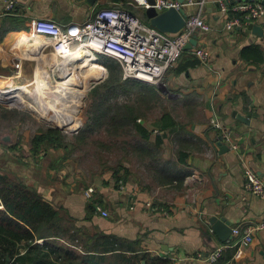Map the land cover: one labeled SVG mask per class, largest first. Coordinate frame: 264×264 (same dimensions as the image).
Listing matches in <instances>:
<instances>
[{
    "label": "crops",
    "instance_id": "obj_1",
    "mask_svg": "<svg viewBox=\"0 0 264 264\" xmlns=\"http://www.w3.org/2000/svg\"><path fill=\"white\" fill-rule=\"evenodd\" d=\"M8 1L0 0V72H14L19 57H23L16 48L7 47L13 33L31 35L40 18L62 26L83 23L93 19L100 8L122 5L123 0H15L12 14L3 15ZM219 1L205 0L198 9L212 30L194 32L197 45L211 50L210 63L194 53L196 45L183 51L163 83L131 79L126 84L124 94H129L130 87L144 88L149 102L159 105L154 119L139 107L136 123L147 133L136 131L138 141L131 144L153 171L154 181L141 185L126 172L124 190L117 189L115 183L111 188H98L94 199L110 212L105 217L88 208L93 201L74 181H62L52 167L57 158L52 165L37 164L31 170L30 158H20L16 150L13 153L20 161L9 162L11 176L36 188L63 216L80 220L89 233L116 234L128 246L172 259L174 264H264V230L255 233L250 246H228L215 262L198 257L234 240L222 241L209 230L214 216L226 219L232 227L255 225L264 219V198L245 188L244 177L245 167L250 166L264 180V19L253 23L260 25L261 35L248 32L251 23L246 21L242 28L227 31L228 20L241 13L230 10L227 17ZM40 51L48 62L55 60L50 47ZM23 61L25 68L27 58ZM37 68L35 61L33 74ZM112 97L108 100L112 104L110 116L117 114L116 106L123 107L121 112L128 115V105L115 104ZM133 107L138 110L137 105ZM214 117L231 131L238 150L212 126ZM0 172L4 173L1 168Z\"/></svg>",
    "mask_w": 264,
    "mask_h": 264
},
{
    "label": "rangeland",
    "instance_id": "obj_2",
    "mask_svg": "<svg viewBox=\"0 0 264 264\" xmlns=\"http://www.w3.org/2000/svg\"><path fill=\"white\" fill-rule=\"evenodd\" d=\"M132 7L135 8L134 6ZM137 10V15L142 17L145 9L141 8L140 10L138 8ZM9 42L6 43L8 48ZM28 46H24L29 48L24 52L18 51V49L21 48L19 47L17 53L27 52L30 57L32 55H35V57L30 59L23 56L24 58H27L24 74L22 78L15 82V84L26 86L30 91L29 95L25 93V91H18L21 99L24 100L25 106H22L18 101L5 102L0 97V168L2 171L10 176L12 175L9 171V162L11 163L15 160L20 161V159L16 157L17 155H14L13 153L18 150L20 158L26 159V156L30 158L28 168L31 170V166L35 167L37 164L43 166L52 165L54 158H57L54 162L55 166H52L53 169L59 176L61 175L63 177L62 181H74L72 183L76 184L77 188L83 189L82 191L85 196L86 190L90 187H93L97 192L98 188H111L113 185L112 183H115V187L120 189V179L118 182L116 181L119 175L126 177L124 184L127 186V173L135 176L138 183L141 185H147L154 181L155 177L153 171L146 167L147 162H144L145 160L140 158L142 155L139 156V151L136 150L137 147L134 146L133 148L135 149H133L131 146L132 143H137L139 138L134 129L129 127L125 128L123 126L115 128V126L109 125V116L108 119L106 118V122L102 125L95 124L89 129L86 127L87 121L89 120L90 122L97 112L96 106L104 101L103 98L109 97L108 90L103 87L109 75L107 68L94 62L95 64L104 67L106 73L102 71L95 73L97 70L94 68L77 69V66L82 61L76 58L68 61V64L70 63V68H65V72L67 73L65 75L62 67L53 69L56 66L55 60H49L48 62L46 55L43 53L40 54V50L45 47L43 44H33ZM41 59H43V61ZM35 61L36 65L39 67V73L35 80H33ZM73 72H75V76L73 75ZM0 73L1 75L6 76H12L14 74L13 71ZM66 77L69 80L74 77L72 79L71 88L67 92V98L65 95L57 93L59 87V84L57 83H63ZM75 78L77 80H75ZM86 78H88V81H86ZM37 79L40 80V84H42V82L46 83L47 80L50 81L51 84L49 83V85L52 90L49 91L46 89L45 91H40V101L45 99L51 100L59 111L66 112L65 116L61 112L62 118L60 120L55 121V118L51 119L39 115L34 111L37 110V108L33 106V101L31 100L36 97V90H38ZM7 82L9 85L12 84L11 80H8ZM5 88H9V86H0V89ZM142 89L144 91V88ZM96 90H98V92H96ZM131 91L132 94H124L122 92L113 94L112 96L114 100L111 102L120 105H137V113L139 112V107L143 106L141 109L145 113L150 114L151 119H154V114L157 115L159 111V105L153 101L149 102V94L145 95L143 91L136 88ZM111 94L112 92L110 91V98ZM1 96L7 95L2 93ZM29 97H31V100ZM144 101H147V104L142 103ZM2 106L9 110H6ZM67 107L68 109L65 110ZM42 113L50 115L56 114V117H58L57 113L51 114L48 113V111H42ZM108 114L109 112H107V115ZM52 128L60 130L63 134V138L58 137L54 141H49L51 138L49 137V139H44L39 145H37L36 136L38 133L43 131L46 133ZM7 138L8 140H6ZM163 151L164 150L160 152L161 157ZM30 152H33L34 155H30ZM161 161L163 162V160ZM36 169L40 168H35L34 170ZM45 171L47 174V170ZM12 177L16 178L14 176ZM160 190L161 188L158 189V191ZM95 197L96 196L94 195V198ZM75 223L77 227L82 228L85 232H90L86 226L81 224L80 220H76Z\"/></svg>",
    "mask_w": 264,
    "mask_h": 264
},
{
    "label": "built area",
    "instance_id": "obj_3",
    "mask_svg": "<svg viewBox=\"0 0 264 264\" xmlns=\"http://www.w3.org/2000/svg\"><path fill=\"white\" fill-rule=\"evenodd\" d=\"M15 2V0L7 2L3 15L12 14ZM220 2L222 12L227 17L230 10L241 13L240 17L228 20L227 31L232 32L242 28L245 21L253 24L256 20L264 19V0H220ZM130 3L136 8L147 9L153 6L159 12H163L172 8L181 10L187 6L203 5L205 0H155L153 4L150 0H130ZM196 29L207 33L212 30V26L203 16L197 14L186 17L185 26L177 33H168L145 22L136 13L118 4L100 8L93 19L83 23L62 26L49 18H40L35 22L34 32L29 34L42 37L43 45L51 48L55 58L56 66L53 69L62 67L65 75L66 66L70 68L68 61L75 59L74 57L83 51L85 55L92 56L95 63H99L100 55L117 60L122 66L123 81L136 79L146 83L161 84L167 72L181 58L185 46L190 42ZM194 53L201 61L210 63L212 52L206 46L197 45ZM23 60V57H19L12 76L0 74V86H9L0 89V97L2 93L8 96L6 99L1 97L5 102L13 101L19 86H24L15 84L23 77ZM8 80H12V84L9 85ZM211 124L221 131V137L231 144L232 149L238 150L231 131L217 117L212 118ZM244 177L245 188L252 194L264 198L263 178L250 166L245 167ZM125 181L126 177L121 176V190L126 188ZM85 194L89 200L95 202L97 213L105 217L109 216V212L94 199L93 187L88 188ZM209 230L213 233L211 226ZM261 230H264V219L255 225L235 226L232 243L216 247L207 256L200 253L198 257L208 262H215L228 246L252 245L255 242V233Z\"/></svg>",
    "mask_w": 264,
    "mask_h": 264
},
{
    "label": "trees",
    "instance_id": "obj_4",
    "mask_svg": "<svg viewBox=\"0 0 264 264\" xmlns=\"http://www.w3.org/2000/svg\"><path fill=\"white\" fill-rule=\"evenodd\" d=\"M122 6L138 14L137 8H133L129 0H123ZM140 18L149 23L145 14ZM98 62L109 72L103 85L108 90L109 97L103 98L104 101L96 106L97 112L90 122L87 121V129L95 124H104L109 116V125L115 128L123 125L146 135V128L136 123L135 107L125 106L128 109L127 115L122 113L123 107L116 106L115 117L107 115L112 108L108 101L109 92H112L111 96L115 93H127L126 84L131 79L121 82L122 66L114 58L100 55ZM100 65L94 64L93 68L97 72L106 73L105 68ZM131 90L132 87L129 94ZM58 137L63 138V134L56 128L46 133L39 132L36 144L39 145L44 139L54 141ZM120 178L119 175L116 181ZM88 208L95 210V202ZM75 221L73 217L63 216L36 188L0 172V264H174L172 259L153 256L136 249L137 247L128 246L116 234L85 232L77 227ZM40 240L43 242H39Z\"/></svg>",
    "mask_w": 264,
    "mask_h": 264
},
{
    "label": "bare ground",
    "instance_id": "obj_5",
    "mask_svg": "<svg viewBox=\"0 0 264 264\" xmlns=\"http://www.w3.org/2000/svg\"><path fill=\"white\" fill-rule=\"evenodd\" d=\"M11 38H12V40H11ZM11 40V41H10ZM42 37H40V36H37V35H27V34H24V33H19V32H15V33H13V35H11V37H8V42H9V48L10 49H12L13 50V48H16V49H18L19 47H21L20 49H18V51H20V52H24L25 50H27V49H29L28 47V45H33V44H44L43 42H42ZM28 46V47H24V46ZM30 53H32V52H30ZM43 54H45V53H43ZM22 56H26L27 58H30V59H33L34 57H35V55H32L31 57L28 55V53L27 52H25V53H22L21 54ZM31 55V54H30ZM43 57H45V56H43ZM75 59L77 58V59H80L82 62L77 66V69H83V68H93V65L95 64L94 63V58L92 57V56H87V55H85V53L83 52V51H81V52H79V54L78 55H76V57H74ZM30 59H28V60H30ZM74 60V59H73ZM62 64H64L65 65V63L64 62H62ZM70 64V63H69ZM37 66V65H36ZM74 66H76V65H74ZM66 68H67V66H66ZM73 70V69H72ZM39 71V67L37 68V70H35V74H34V76L36 77L37 76V74L39 73L38 72ZM95 73H99V72H97V71H95ZM73 75L75 76L76 74H75V72H73ZM73 75H71V76H73ZM40 76V75H39ZM74 78V77H73ZM72 78V79H73ZM72 79L71 80H69L67 77L65 78V80H64V82L63 83H59V87H58V90H57V93H59V94H63V95H65V97L67 98V92L69 91V89L71 88V83H72ZM75 80H77L76 78H75ZM79 80H80V78H79ZM12 81V80H11ZM37 89L38 90H36V97L35 98H33L32 100H31V97H29V99L31 100V101H33L32 102V104H33V106H35L36 108H37V110L38 111H41V112H38L37 110H34L36 113H38L39 115H42V116H45V117H49V118H51V119H54L55 118V121H58V120H60L61 118H62V114H61V112L63 113V115L65 116V113L66 112H63V111H59L58 110V108H56V106L54 105V103H53V101H51V100H48V99H45V100H42V101H40L41 100V97L39 96V93H40V91H45L46 89H48L49 91H51L52 90V88H51V86L49 85V83H50V81H46V83L45 82H42V84H40L39 83V81L40 80H38L37 79ZM86 81H88V78H86ZM51 84V83H50ZM73 84H74V82H73ZM36 85V84H35ZM33 90V89H32ZM18 91H25V93H27L28 95L30 94V91H29V89L26 87V86H19V90ZM60 96H62V95H60ZM3 99H6V98H8V96H1ZM65 99V98H64ZM13 101H18V102H20V104L22 105V106H25V103H24V100H22L21 99V96H20V94L19 93H17L16 94V97H13V99H12ZM66 100V99H65ZM67 101V100H66ZM56 102V101H55ZM68 106H69V108H70V104H69V102H68ZM66 109H68V107L67 108H65V110ZM63 110V109H62ZM42 111H48V113H51V114H55V113H57V116L58 117H56V114L55 115H50V114H47V113H42ZM59 111V112H58ZM61 123H63V122H61Z\"/></svg>",
    "mask_w": 264,
    "mask_h": 264
},
{
    "label": "water",
    "instance_id": "obj_6",
    "mask_svg": "<svg viewBox=\"0 0 264 264\" xmlns=\"http://www.w3.org/2000/svg\"><path fill=\"white\" fill-rule=\"evenodd\" d=\"M153 4L155 0H150ZM184 1V0H180ZM220 5L221 2L219 1ZM202 5H192L187 6L181 10L177 9H168L163 12H159L155 7L151 6L146 9V16L151 22L153 26L156 28L168 32V33H177L185 26V19L191 15L199 14L198 9ZM222 7V6H221ZM189 8H196L194 11H189ZM1 26V21H0ZM248 32H255L256 34H263V30L261 29L260 25L257 24H250L248 27ZM198 44L197 35H193L190 42L185 46L184 50L192 49L194 46ZM243 120L245 118L241 117ZM8 140V138L6 139ZM211 227L213 229V233H217L219 238L222 241H227L233 237V227L231 226L230 222L226 219L219 218L218 216H214L211 219Z\"/></svg>",
    "mask_w": 264,
    "mask_h": 264
}]
</instances>
